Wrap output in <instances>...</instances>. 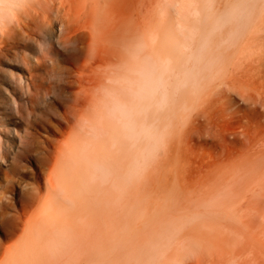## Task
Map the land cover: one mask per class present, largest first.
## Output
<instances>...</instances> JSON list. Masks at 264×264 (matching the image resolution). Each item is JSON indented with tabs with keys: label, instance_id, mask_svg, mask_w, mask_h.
Returning <instances> with one entry per match:
<instances>
[{
	"label": "rangeland",
	"instance_id": "rangeland-1",
	"mask_svg": "<svg viewBox=\"0 0 264 264\" xmlns=\"http://www.w3.org/2000/svg\"><path fill=\"white\" fill-rule=\"evenodd\" d=\"M262 225L264 0H0V264L207 261Z\"/></svg>",
	"mask_w": 264,
	"mask_h": 264
},
{
	"label": "bare ground",
	"instance_id": "bare-ground-1",
	"mask_svg": "<svg viewBox=\"0 0 264 264\" xmlns=\"http://www.w3.org/2000/svg\"><path fill=\"white\" fill-rule=\"evenodd\" d=\"M32 85H34V84L32 83L30 85V87ZM34 86H32V87H34ZM27 96H28V94H27ZM32 98L33 97H28V101H31ZM48 183H50L51 186L53 185V183L50 180L47 181V184ZM50 185L48 184L49 187H51ZM28 203H30V202H28ZM24 213H26V212H24ZM255 217H256V215H255ZM29 220H31V219H29ZM47 221L49 222L50 225L51 224L58 225V224H56V219L52 215L47 216ZM28 223H30V221L27 222V225H28ZM263 227L257 231H250L251 227H249L250 232L246 231V230H238L237 233L239 234V239L241 237V238H243V241H241V239H240V241H238V242H236V240H235L233 243H231L232 242V239H231L230 241H228V243H229V245H228V243L226 242L227 240L225 239V243H222L223 245L221 243H219L221 245L217 244V246H215V248L212 250V252H210V255L212 254V256H210V257L211 258L214 257V258L208 259L207 261H205V260L202 261V260H200V258H198L195 255L196 250L199 251L201 248H199V250L198 249L195 250V247H193L192 244H190V246H189V244L187 243L188 248L187 247H186L187 249L184 248L183 251H186L185 252L186 254L188 253L187 254L188 258H186V261H184L183 263L179 262L178 264H264V228ZM57 231H58V229L55 228L54 232L56 233ZM230 233H231V231H230ZM52 237L56 238L57 235L52 233ZM56 240H59L58 237ZM34 243L35 242H33V244ZM195 243H194V245H195ZM226 243H227V245H224ZM22 246H24V245H22ZM22 246H20V247H22ZM212 246H214V244ZM211 249H210V251H211ZM24 252L25 251L23 249L16 250L15 252H12V253H10V251H5L4 255L6 256L7 260L12 259L14 262H17V261H20L22 259ZM197 253L200 254V252H197ZM213 253L215 256H213ZM173 263L168 262L165 264H173Z\"/></svg>",
	"mask_w": 264,
	"mask_h": 264
},
{
	"label": "clouds",
	"instance_id": "clouds-1",
	"mask_svg": "<svg viewBox=\"0 0 264 264\" xmlns=\"http://www.w3.org/2000/svg\"><path fill=\"white\" fill-rule=\"evenodd\" d=\"M145 135H148V130L146 129L145 132H144Z\"/></svg>",
	"mask_w": 264,
	"mask_h": 264
}]
</instances>
